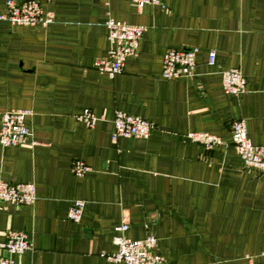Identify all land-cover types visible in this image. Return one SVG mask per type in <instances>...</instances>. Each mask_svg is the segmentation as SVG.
Listing matches in <instances>:
<instances>
[{"label": "crops", "instance_id": "crops-1", "mask_svg": "<svg viewBox=\"0 0 264 264\" xmlns=\"http://www.w3.org/2000/svg\"><path fill=\"white\" fill-rule=\"evenodd\" d=\"M158 1L50 0L44 26L0 20V116L28 111L36 143L0 147V181L32 183L35 193L28 206L0 202V241L24 231L30 242L15 264H111L122 223L124 238L156 239L162 264L264 260V172L243 167L229 144V125L241 120L249 142L264 146V0ZM108 18L144 29L113 78L92 67L109 48ZM187 48L197 50L192 76L162 79L164 52ZM230 68L246 83L237 97L221 89ZM83 109L93 128L75 119ZM116 111L149 121L148 136L111 140ZM189 132L222 144L205 149ZM74 160L87 167L81 177L70 173ZM76 200L74 223L66 212Z\"/></svg>", "mask_w": 264, "mask_h": 264}, {"label": "built area", "instance_id": "built-area-1", "mask_svg": "<svg viewBox=\"0 0 264 264\" xmlns=\"http://www.w3.org/2000/svg\"><path fill=\"white\" fill-rule=\"evenodd\" d=\"M136 9L145 5H159L158 0H124ZM50 0H5L0 20L15 26L46 25L51 17L44 13L43 4ZM107 54L94 60L92 67L100 74L113 78L122 71L127 58L132 57L138 47L143 27L129 25L124 22L108 18L104 22ZM196 48L167 49L161 62L160 77L164 80L187 79L193 74L195 66ZM214 53L206 56L207 65H212ZM245 79L238 68H230L221 72V89L225 94L239 96L245 91ZM29 114L26 110L4 112L0 116V147H33L36 143L31 140L30 130L24 123ZM75 119L87 128H93L96 117L87 109H83ZM152 125L146 119L125 114L120 111L114 113L112 119L111 140L118 137L145 139ZM184 138L196 145L211 149L222 144V141L212 135L202 132H189ZM229 144L235 150L241 165L259 172H264V146L253 145L246 137L244 122L232 121L229 125ZM87 167L79 160L70 164V173L74 177H81ZM35 200L32 183H7L0 181V202L12 207L31 205ZM83 209V203L73 201L66 212V219L77 223ZM127 229L122 223L115 228L116 235L112 243L116 247L115 253L107 256L111 264H162V258L154 254L156 239L149 235L140 240L124 238L121 234ZM30 249L28 235L24 231H9L0 241V264H15L13 256H18ZM264 258V254H260ZM247 264H264V260L255 262L252 257H245Z\"/></svg>", "mask_w": 264, "mask_h": 264}, {"label": "rangeland", "instance_id": "rangeland-1", "mask_svg": "<svg viewBox=\"0 0 264 264\" xmlns=\"http://www.w3.org/2000/svg\"><path fill=\"white\" fill-rule=\"evenodd\" d=\"M42 6H44V4Z\"/></svg>", "mask_w": 264, "mask_h": 264}]
</instances>
